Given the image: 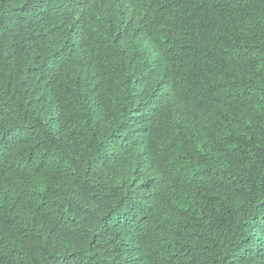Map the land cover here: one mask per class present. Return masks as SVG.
Instances as JSON below:
<instances>
[{"label":"trees","instance_id":"16d2710c","mask_svg":"<svg viewBox=\"0 0 264 264\" xmlns=\"http://www.w3.org/2000/svg\"><path fill=\"white\" fill-rule=\"evenodd\" d=\"M0 264H264V0H0Z\"/></svg>","mask_w":264,"mask_h":264}]
</instances>
